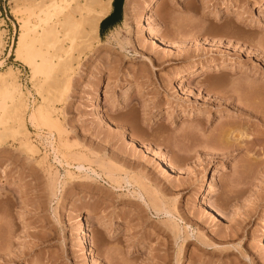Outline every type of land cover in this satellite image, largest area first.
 I'll list each match as a JSON object with an SVG mask.
<instances>
[{"label":"rangeland","instance_id":"rangeland-1","mask_svg":"<svg viewBox=\"0 0 264 264\" xmlns=\"http://www.w3.org/2000/svg\"><path fill=\"white\" fill-rule=\"evenodd\" d=\"M12 1L0 72L16 73L37 153L0 124V264H264V105L244 91L264 94V0H161L151 22L152 0L113 2L60 99L16 58L35 3ZM203 65L223 67L187 76ZM48 104L57 126L31 123ZM223 129L229 152L212 144Z\"/></svg>","mask_w":264,"mask_h":264},{"label":"bare ground","instance_id":"bare-ground-1","mask_svg":"<svg viewBox=\"0 0 264 264\" xmlns=\"http://www.w3.org/2000/svg\"><path fill=\"white\" fill-rule=\"evenodd\" d=\"M35 1H28L29 3L34 2V5L33 3L30 5L27 2L29 5H27L26 9H29V12L34 6L32 14L35 15V19H33V21L32 18H30L32 15L29 16L28 14L29 17L27 16L28 18L22 20L20 35L14 53L18 60L29 67L32 78H36L39 74L42 75V79L37 81L38 85L36 86H38L40 92H47L46 99L66 97L77 67L81 63L82 56L86 51L92 50L94 46L101 41V23L110 15L114 0ZM12 2H14V0ZM151 2L147 10V22L152 21L154 13L156 10H159L162 5L161 0H152ZM35 7L38 8V11H33L36 10ZM260 8V11H263L264 4L261 5ZM223 12H232V10L225 7ZM156 31L159 33L160 28H157ZM0 45L2 44L0 43ZM77 49L79 50L76 51ZM215 66L216 65H203L199 68L192 67L187 73V76L194 77L197 69H200L199 73H202L208 71L209 67H211L210 70H219L223 67L220 65H217V67ZM246 88L247 90L244 89V91H248V93L246 92V96L249 95L256 100V102H261V104L264 105V94L258 90L257 85L250 83L246 85ZM0 92L5 94L4 96L6 98H4L2 112L0 113V124L4 126L5 131L19 142L20 148H22L24 152L34 155L37 153V149L29 139L30 131L26 126V119L28 118L26 117L28 108L26 97L16 73H14L11 67H9L7 73L0 72ZM54 111L55 108L50 104L38 106L31 116L29 115L31 123H37L39 120H41V122L46 121V123H54ZM259 114L263 115L262 111L257 113V115ZM224 129L219 134H215L212 144L216 146L217 151L225 150L229 152L226 146L228 142H230V139L236 140V135L234 134L235 130H229L230 132H227ZM230 148L231 147H229V149ZM223 153L225 154L224 151ZM162 160L167 168L173 169L172 162L167 156L164 155ZM215 181L216 177L213 175L211 177L209 190L203 197V201L206 202V204H208L209 197L215 194ZM4 185L5 183L3 181L0 187ZM157 206L158 205H156V207Z\"/></svg>","mask_w":264,"mask_h":264},{"label":"trees","instance_id":"trees-1","mask_svg":"<svg viewBox=\"0 0 264 264\" xmlns=\"http://www.w3.org/2000/svg\"><path fill=\"white\" fill-rule=\"evenodd\" d=\"M118 1L119 0H114V5H116L117 6V4H118ZM123 0H120V5H121V2H122ZM114 14H111L109 17H112ZM108 17V18H109ZM108 18H106V19H104L103 21H102V23H101V28L103 29V24H104V22L108 19ZM116 21V20H115ZM112 24H114V22L112 23Z\"/></svg>","mask_w":264,"mask_h":264},{"label":"crops","instance_id":"crops-1","mask_svg":"<svg viewBox=\"0 0 264 264\" xmlns=\"http://www.w3.org/2000/svg\"><path fill=\"white\" fill-rule=\"evenodd\" d=\"M114 2V1H113ZM111 14V13H110Z\"/></svg>","mask_w":264,"mask_h":264}]
</instances>
